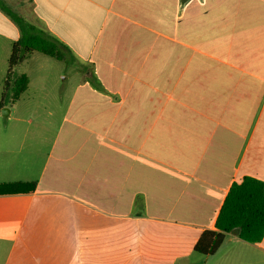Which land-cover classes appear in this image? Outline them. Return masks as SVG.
<instances>
[{"label":"crops","instance_id":"obj_1","mask_svg":"<svg viewBox=\"0 0 264 264\" xmlns=\"http://www.w3.org/2000/svg\"><path fill=\"white\" fill-rule=\"evenodd\" d=\"M2 1L103 92L81 75L52 137L0 118V185L36 183L0 194V264H165L233 182L264 181V0ZM19 37L0 10L1 91Z\"/></svg>","mask_w":264,"mask_h":264},{"label":"rangeland","instance_id":"obj_2","mask_svg":"<svg viewBox=\"0 0 264 264\" xmlns=\"http://www.w3.org/2000/svg\"><path fill=\"white\" fill-rule=\"evenodd\" d=\"M20 70L28 74L29 86L15 103H11L7 96V106L4 109L11 112L9 116L20 120L16 123L17 128L23 135H27L28 141H33V135L52 137L66 112L75 88L82 83L81 75L85 77V68L82 67V62L78 63L75 60L58 62L40 53H34L31 62L23 64ZM78 103L77 100L74 102L73 109L77 108ZM0 118H7L2 110ZM29 144L31 143H27ZM261 145V150H264V135ZM156 208L150 207L154 213H157ZM131 211L136 216L145 213V196L142 193H136ZM163 228L160 225L156 230ZM165 240L172 245L169 237L166 236ZM157 243L164 244V241L159 239ZM161 251L166 254L169 248H163ZM166 256L168 262L172 261L175 254L167 253ZM177 256L170 264H264V242L249 244L235 236L227 235L218 252L205 257L193 252L183 240ZM167 262L165 264H168Z\"/></svg>","mask_w":264,"mask_h":264},{"label":"trees","instance_id":"obj_3","mask_svg":"<svg viewBox=\"0 0 264 264\" xmlns=\"http://www.w3.org/2000/svg\"><path fill=\"white\" fill-rule=\"evenodd\" d=\"M4 12L20 31V37L11 45L6 75L0 94V110L9 96L11 103L19 100L27 88L25 75L16 74L17 67L32 53L37 52L57 61L74 60L60 45L42 30L27 22L0 0ZM85 72L84 80L100 92L102 86L93 73ZM36 183H12L0 185V194L5 192H30ZM227 235H234L249 244L264 240V181L252 176H243L233 182L223 200L214 222V229H205L199 235L192 251L205 257L215 255Z\"/></svg>","mask_w":264,"mask_h":264},{"label":"water","instance_id":"obj_4","mask_svg":"<svg viewBox=\"0 0 264 264\" xmlns=\"http://www.w3.org/2000/svg\"><path fill=\"white\" fill-rule=\"evenodd\" d=\"M4 111L7 112V114H8V110H6V109L3 108L2 109L3 115H4Z\"/></svg>","mask_w":264,"mask_h":264}]
</instances>
